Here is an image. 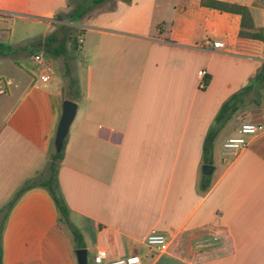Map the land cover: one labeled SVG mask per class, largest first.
<instances>
[{
    "label": "crops",
    "instance_id": "crops-1",
    "mask_svg": "<svg viewBox=\"0 0 264 264\" xmlns=\"http://www.w3.org/2000/svg\"><path fill=\"white\" fill-rule=\"evenodd\" d=\"M215 1L248 8L264 28V0ZM68 2L0 0V43L18 49L55 29L81 40L80 97L57 182L87 264L98 250L107 260L138 256L139 264H264V96L227 122L213 142L212 172L201 170L209 127L264 65V42L240 38V15L201 0H108L78 22L57 20ZM46 52L0 57L2 264H77L46 189L23 192L7 209L26 181L46 177L67 100L63 59ZM37 54L53 70L47 81ZM242 124L263 131L242 135ZM237 137L246 147L225 151ZM152 232L165 236L166 253L146 246Z\"/></svg>",
    "mask_w": 264,
    "mask_h": 264
},
{
    "label": "trees",
    "instance_id": "trees-1",
    "mask_svg": "<svg viewBox=\"0 0 264 264\" xmlns=\"http://www.w3.org/2000/svg\"><path fill=\"white\" fill-rule=\"evenodd\" d=\"M108 0H69L67 3L68 11L61 16H57V20L78 22L84 17L88 16L95 8L103 5ZM125 4H129L130 0H121ZM201 5L209 9L218 10L221 12L233 13L240 15L241 27L239 37L244 39H251L264 42V28H255L248 8L228 4L215 0H201ZM69 43V50L67 49ZM49 51L47 55L50 59H63V79H64V93L63 97L70 101H77L80 97L77 76L75 73L74 61L76 59L77 50V36L73 33L64 32L60 29H55L52 33L37 37L30 40L24 47L12 49L8 44L0 43V57L13 58L18 52H25L30 54L33 51ZM264 96V65H262L255 76L248 82V84L239 90L237 93L230 96V98L223 103L217 115L215 116L206 138L203 143L202 160L204 165L212 163L211 154L212 146L215 138L227 122L237 113L243 111L248 106L260 107ZM64 146V145H63ZM63 160V147L60 152H51L49 154L48 163L44 175L41 174L26 181L17 191L13 199L8 203L9 209L17 198L25 191L41 187L50 194L57 211L59 213V223L65 225L73 238L75 250L83 249L82 237L79 231L73 226L69 220V209L60 193L57 182V171ZM2 227H0V264H2V244H1Z\"/></svg>",
    "mask_w": 264,
    "mask_h": 264
},
{
    "label": "built area",
    "instance_id": "built-area-1",
    "mask_svg": "<svg viewBox=\"0 0 264 264\" xmlns=\"http://www.w3.org/2000/svg\"><path fill=\"white\" fill-rule=\"evenodd\" d=\"M81 40H77V50H80ZM212 49L222 48L221 43H213L208 45ZM206 48V45L202 46ZM35 63L44 70V75L42 76L43 81H47L51 75H53V70L50 67L49 63L44 59L42 55L33 56ZM198 76L203 78L205 76L204 71H199ZM205 82L200 84L201 88L205 87ZM263 131V127L260 125L253 124H242L240 127V132L242 135L253 136ZM247 141L243 137L230 138L224 143V149L227 152L235 153L244 147H246ZM146 246L156 254L166 253L169 249V244L165 236L161 233L152 232L145 239ZM140 259L138 256H130L125 258H119L114 260H107V254L104 250H98L92 258V264H139Z\"/></svg>",
    "mask_w": 264,
    "mask_h": 264
},
{
    "label": "water",
    "instance_id": "water-1",
    "mask_svg": "<svg viewBox=\"0 0 264 264\" xmlns=\"http://www.w3.org/2000/svg\"><path fill=\"white\" fill-rule=\"evenodd\" d=\"M45 54H49V51H47ZM76 109L77 104L75 102H72L70 100L63 101L61 116L56 128L53 142L54 151L57 153L62 150L63 143L69 131V127L74 119ZM212 169L213 167L208 164H205L201 167L203 175H209L212 172ZM75 255L77 264H87L86 250L78 249L75 251Z\"/></svg>",
    "mask_w": 264,
    "mask_h": 264
},
{
    "label": "rangeland",
    "instance_id": "rangeland-1",
    "mask_svg": "<svg viewBox=\"0 0 264 264\" xmlns=\"http://www.w3.org/2000/svg\"><path fill=\"white\" fill-rule=\"evenodd\" d=\"M109 6H110V4H109ZM12 42H13V40L10 41V43H12ZM5 44H7V42H6ZM76 55H77V54H76ZM45 57H46V56H45ZM10 59H11V58H10ZM15 59H16L15 57L12 58L13 61H15ZM61 68H63V66H62ZM228 131H229L228 129H225L223 135L226 136V134H228ZM218 145H219V141H216V143L214 144V147H215V148H214V150L212 149V154H211L212 162L215 161L214 159H215L216 157L219 156V148H217ZM213 156H214V157H213ZM65 227H66V226H65Z\"/></svg>",
    "mask_w": 264,
    "mask_h": 264
}]
</instances>
